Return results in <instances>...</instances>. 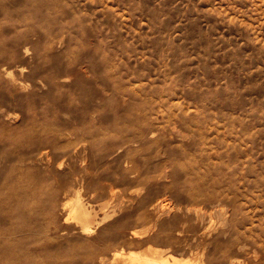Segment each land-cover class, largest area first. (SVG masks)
Instances as JSON below:
<instances>
[{
  "label": "rangeland",
  "instance_id": "rangeland-1",
  "mask_svg": "<svg viewBox=\"0 0 264 264\" xmlns=\"http://www.w3.org/2000/svg\"><path fill=\"white\" fill-rule=\"evenodd\" d=\"M130 251L264 264V0H0V264Z\"/></svg>",
  "mask_w": 264,
  "mask_h": 264
},
{
  "label": "bare ground",
  "instance_id": "bare-ground-1",
  "mask_svg": "<svg viewBox=\"0 0 264 264\" xmlns=\"http://www.w3.org/2000/svg\"><path fill=\"white\" fill-rule=\"evenodd\" d=\"M78 202H80V201H78ZM76 204H77V202H76ZM82 207H85V206L81 205V203L80 204L78 203L77 205L74 206L73 210H74V214L76 215L75 216L76 219H79V221L81 220V222L83 224V228L82 229H84V231H85L87 229L89 230V227L87 226V223H88L87 219L89 218L88 213L90 214V212L88 210H87L88 212H86L84 209H82ZM82 224H80V225H82ZM127 256H129L131 259L139 261V263H141V264L142 263L149 264V262L152 263V264H190V262H187V261L183 262V261H181V259H178L177 257H173V258H169L168 257V258H162V259H159V257H158V258H154V259L152 258L150 260H146L145 257L141 258L139 256V253H137L135 251H130Z\"/></svg>",
  "mask_w": 264,
  "mask_h": 264
}]
</instances>
